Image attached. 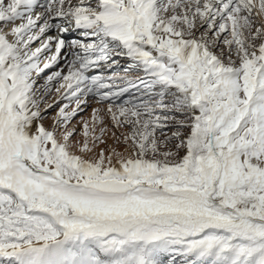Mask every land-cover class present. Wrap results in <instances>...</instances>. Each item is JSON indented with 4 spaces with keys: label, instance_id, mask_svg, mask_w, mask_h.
<instances>
[{
    "label": "snow or ice",
    "instance_id": "snow-or-ice-1",
    "mask_svg": "<svg viewBox=\"0 0 264 264\" xmlns=\"http://www.w3.org/2000/svg\"><path fill=\"white\" fill-rule=\"evenodd\" d=\"M166 255L264 264V0H0V264Z\"/></svg>",
    "mask_w": 264,
    "mask_h": 264
},
{
    "label": "rangeland",
    "instance_id": "rangeland-1",
    "mask_svg": "<svg viewBox=\"0 0 264 264\" xmlns=\"http://www.w3.org/2000/svg\"><path fill=\"white\" fill-rule=\"evenodd\" d=\"M53 90H54V88H53ZM53 92H51V94H52ZM51 94H49V95H46L45 97H44V99L48 102V103H51L52 101H53V99L50 101L49 99H51L52 98V95ZM55 98H57V97H55ZM54 98V99H55ZM50 101V102H49ZM93 102V103H92ZM89 104H90V106H88L87 107V109H85L81 114H80V116H78L77 118H75L74 120H75V122H74V120L72 121L73 123L72 124H75V125H78V122H79V120H81V119H87V118H89L90 116H91V109L94 107V106H97L96 104H95V102H94V100H93V98H91V101L89 102ZM42 107H44V105H42ZM55 109H53L52 111H50L49 112V114L46 116V118H45V120H44V124H45V126L46 127H49L50 125H51V123H52V119H53V116H55L54 114H55ZM85 114V115H84ZM168 258H167V256H165L163 259H162V264H164V262L167 260ZM176 260V259H175ZM178 260V259H177ZM174 264H178V262L176 261Z\"/></svg>",
    "mask_w": 264,
    "mask_h": 264
},
{
    "label": "bare ground",
    "instance_id": "bare-ground-1",
    "mask_svg": "<svg viewBox=\"0 0 264 264\" xmlns=\"http://www.w3.org/2000/svg\"><path fill=\"white\" fill-rule=\"evenodd\" d=\"M53 34H54V30H53ZM66 38L70 41V40H72V39H75V38H78V34L77 33H75V32H73V33H69V34H67V36H66ZM34 46H36V45H34ZM55 70V69H54ZM67 71V69H65V72ZM43 83H44V79L42 78V79H40L39 81H38V87H40V86H42L43 85ZM42 91H43V89H42ZM53 93L51 94L52 95V98L51 99H49L50 101L52 100V99H54L55 97H56V93H55V89L52 91ZM46 99V98H45ZM49 101V102H50ZM91 101V97L89 98V102ZM47 102V101H46ZM89 102H88V106H90V104H89ZM63 103V102H62ZM93 103V102H92ZM74 106V105H73ZM41 107H42V105H41ZM94 107H96V106H94ZM56 110V109H55ZM50 112V111H49ZM49 112L48 113H46L45 114V117L49 114ZM55 115V114H54ZM85 115V114H84ZM54 117V116H53ZM74 122H75V120H74ZM73 123V122H72ZM167 256V255H166ZM165 256H163L161 259H163ZM167 260L164 262V264H169V261L170 260H173V264L177 261L178 262V264H180V260H181V258L179 257V256H176V257H171V256H167ZM176 259V260H175ZM178 259V260H177Z\"/></svg>",
    "mask_w": 264,
    "mask_h": 264
}]
</instances>
